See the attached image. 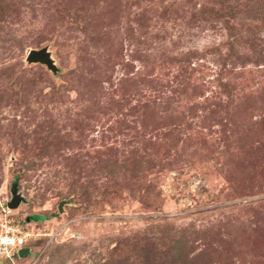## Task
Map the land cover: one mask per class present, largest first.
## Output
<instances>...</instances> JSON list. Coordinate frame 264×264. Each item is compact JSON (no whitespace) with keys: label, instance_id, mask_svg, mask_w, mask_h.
<instances>
[{"label":"rangeland","instance_id":"obj_1","mask_svg":"<svg viewBox=\"0 0 264 264\" xmlns=\"http://www.w3.org/2000/svg\"><path fill=\"white\" fill-rule=\"evenodd\" d=\"M2 224L0 264H264V0H0Z\"/></svg>","mask_w":264,"mask_h":264},{"label":"water","instance_id":"obj_2","mask_svg":"<svg viewBox=\"0 0 264 264\" xmlns=\"http://www.w3.org/2000/svg\"><path fill=\"white\" fill-rule=\"evenodd\" d=\"M26 60L29 64H42L46 66L54 75L57 74V65L56 61L52 56L51 51L48 47H44L42 49H32L27 53ZM12 193V200L9 202L8 207L10 209L18 208L21 203L24 201V198L20 193H18L17 184H14L13 188L11 189ZM60 211L63 212V207H59ZM31 248H23L20 249L18 252V256L20 258L30 256Z\"/></svg>","mask_w":264,"mask_h":264},{"label":"built area","instance_id":"obj_3","mask_svg":"<svg viewBox=\"0 0 264 264\" xmlns=\"http://www.w3.org/2000/svg\"><path fill=\"white\" fill-rule=\"evenodd\" d=\"M2 227L6 229L0 234V254L6 257L15 256L20 249L29 246L30 241L37 239V234L19 231L9 224H2Z\"/></svg>","mask_w":264,"mask_h":264},{"label":"clouds","instance_id":"obj_4","mask_svg":"<svg viewBox=\"0 0 264 264\" xmlns=\"http://www.w3.org/2000/svg\"><path fill=\"white\" fill-rule=\"evenodd\" d=\"M30 246V245H29ZM29 246L25 247V248H29ZM23 249V248H22Z\"/></svg>","mask_w":264,"mask_h":264}]
</instances>
